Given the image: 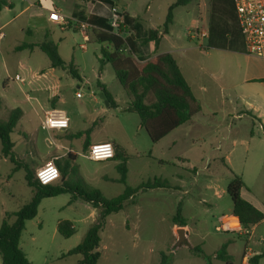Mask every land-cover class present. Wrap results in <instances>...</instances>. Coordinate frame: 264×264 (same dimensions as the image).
<instances>
[{
  "label": "rangeland",
  "instance_id": "obj_1",
  "mask_svg": "<svg viewBox=\"0 0 264 264\" xmlns=\"http://www.w3.org/2000/svg\"><path fill=\"white\" fill-rule=\"evenodd\" d=\"M6 1L13 2L14 9H5L3 5L0 7H3L0 11V35H5L4 40L0 39V99L3 103L0 118L6 120L15 108H20L24 113L11 135L17 157L35 170L45 159L44 164L54 162L53 153L78 152L75 164L79 174L108 199L122 194L126 185L136 188L154 178H163L173 187L181 186L182 190H189L185 195L173 189L140 192L124 210L111 215L101 233L102 257L99 264H158L162 253L175 259L176 264L189 261L191 264L198 261L208 264L191 248L200 246L206 254H214L224 243L229 244L231 253L236 256V264H240L239 255L243 251L245 238H239L238 234L230 231L238 227L232 221L233 203L227 187L232 181V173L240 177L243 174L246 186L264 199V142H260L258 149L252 148L247 155L245 140L248 139H244L243 143L238 139L232 146L235 138L230 134L229 139H225L227 134L219 132L214 126L222 115H212L218 108L220 92L213 77L203 70L201 77L209 81L212 104L205 105L201 112L203 115L199 114L200 121L196 120L190 130L183 126L174 132L171 136L174 143L164 140L155 145L147 132L137 127L138 115L123 112L127 97L115 78L112 66L101 62V49L108 47L97 41V33L89 32L84 36L74 26L62 30L57 25L37 18L33 11L19 14L22 5L28 6L30 2L37 3L38 0ZM108 1L116 6L128 4V17L133 22L135 14L144 18L152 13L154 20L145 23L149 28L150 25L164 23L168 7L176 0ZM143 1L151 4L152 12L148 15L143 11ZM50 2L69 18L77 13L81 4L79 0ZM187 10L190 12L186 13ZM174 15L172 36L165 40L162 50H177L174 56L188 81L197 90L200 68L216 71L220 65L215 60L216 55L223 52L212 48L202 51L197 41L187 37V29L197 19L192 6L177 8ZM27 30H31L33 35L28 34ZM47 30L52 40L58 43L59 54L67 64L73 65L79 78L67 69H57L55 76L47 73L49 59L41 50L31 56L28 54L30 50H13L14 46L22 43L39 42ZM129 30L135 34L132 26H129ZM123 35L129 38L127 34ZM82 44L86 45V50L81 49ZM123 55H131L127 45L124 46ZM17 59L22 62L15 63ZM49 79H53L54 83H50ZM99 81L117 97L119 107L106 106L100 97ZM77 94L80 96L77 97ZM27 97L31 99L28 101ZM57 100L58 107L71 119L70 128L61 133H48L41 128V108L53 109ZM243 123L249 125V129L252 127L248 117ZM237 127L239 129V123L230 131L236 133ZM89 129L93 142L116 139L125 144L129 156L127 184L119 182L118 161H91L85 156L88 151H85L86 136L69 138L71 133ZM58 145L63 147L58 149ZM220 145L222 149L218 148ZM1 149L0 141V154ZM14 168L15 165L9 159H0V228L6 213L18 211L33 196L32 188L25 179V171L21 169L14 172ZM70 201L71 194L46 198L40 204L38 215L26 223L21 244L32 264H75L81 259L79 255L62 259V254L83 241L101 209L82 200L72 204ZM179 208L187 220L183 229L173 221ZM64 220H70L76 228V233L70 238H64L57 230L59 222ZM181 230L184 232L183 241ZM212 264L225 263L213 260Z\"/></svg>",
  "mask_w": 264,
  "mask_h": 264
},
{
  "label": "trees",
  "instance_id": "obj_2",
  "mask_svg": "<svg viewBox=\"0 0 264 264\" xmlns=\"http://www.w3.org/2000/svg\"><path fill=\"white\" fill-rule=\"evenodd\" d=\"M100 1L109 2L108 0ZM190 1L177 0L169 7L164 24L146 32L127 16L125 22L128 29L129 26H132V29L135 30L136 36L139 38L137 40L122 37V34L128 31L124 24L120 26L116 34L106 20L92 19V22L96 23L95 25L100 23L101 25L98 26L106 31L97 33V41L100 44H106L108 47L101 49V62L112 66L116 80L129 99L126 111L138 115L140 119L139 129H144L147 132L153 144L158 143L172 131L189 122L201 112L202 105L194 95L172 54H160L141 61L140 57H137V49L140 45L146 46L152 43L155 51H157L174 21V10L187 5ZM5 4V0H0V7ZM210 5L207 48L232 49V41L241 37L233 0H210ZM125 45L129 46L131 55H123ZM35 47L40 48L48 57L51 67L67 69L74 77L79 78L73 65L67 64L59 54L58 43L49 39L47 35L40 43H24L16 50H32ZM98 88L108 100L109 107H116L114 96L100 81ZM2 104L0 99V108ZM22 114L20 108H15L10 111L6 120L0 118V141L2 144L0 159H9L15 165L14 172L21 169L25 171V179L28 186L32 188L33 196L18 211L5 214L0 228L1 264H32L20 246L26 223L38 215L42 200L63 194H71L70 204L82 200L94 208L101 209L99 217L87 231L83 241L64 257L80 255L81 259L76 264H99L101 233L106 226L108 217L124 210L138 193L159 188L170 189L172 188L170 183L163 178H154L136 188L126 185L122 194L108 199L100 190L90 186L79 174L78 166L75 164L78 155L75 152H69L65 157L54 160L64 180L43 185L35 177L36 170L32 169L28 163L20 160L14 151L15 143L11 135L14 133ZM84 135L86 136L85 151H87L91 142L90 129L78 132L69 138H82ZM112 144L115 149L113 160L119 162L117 165V170L120 173L119 182L127 184L129 156L124 149L115 143ZM232 175V181L227 187V193L233 203L232 221L245 229H250L264 221V211L243 196V191L246 188L244 180L235 173ZM173 221L179 228L186 227L187 221L181 214L180 208ZM58 232L64 238H70L76 233V228L71 221L64 220L59 222ZM191 251L204 258L208 264H212L213 260H220L225 264H235V258L229 254L227 244H223L213 255H207L200 246L192 247ZM263 256L264 253L252 258L251 263H255ZM172 262L173 260L169 255L162 253L158 264H172Z\"/></svg>",
  "mask_w": 264,
  "mask_h": 264
},
{
  "label": "crops",
  "instance_id": "obj_3",
  "mask_svg": "<svg viewBox=\"0 0 264 264\" xmlns=\"http://www.w3.org/2000/svg\"><path fill=\"white\" fill-rule=\"evenodd\" d=\"M92 1L93 0H79V2L81 3L79 5L80 8L77 11V13L75 12L72 15V18L85 21L91 25V28L88 31H86L85 33H83L84 36L85 35L87 36L89 32H93V34L99 33V32H106L104 28H101L100 26H98V25H101L100 23L95 25L96 23L94 24L92 22V19H100L101 18L103 20H106L107 24L112 27V24H111L112 21L115 18H120L123 21V24L126 25V27L128 29V25L125 22L126 17L129 16V12L127 10L128 4H123L122 6H116L115 3H112V2H111L112 4H109V3L102 2V1H97V2H94V1L92 2ZM206 1H208V2L205 3V0H191L187 5L181 6L183 8H189L190 6H192L193 11L196 14L197 19H196V21L193 22L192 27L187 29L186 34H187V37L191 41H197L198 43H199L198 38H196L194 35L190 36L189 31H194L196 29H198V30L199 29L200 30H203V29L209 30L211 5H210V0H206ZM175 2H177V0ZM142 3H143V11H144L145 15L150 14L152 12V7H151L150 2L143 1ZM174 3H172V4H174ZM3 7L5 9H9V10H10V8L14 9L13 8L14 4H13V2L6 1V4L3 5ZM21 7H22V10L19 14L26 13L27 11H33V14L37 18L43 19L44 21L51 23V24H54V25H57V24H55L49 20V18H48L49 12L51 10L55 9V10H58L62 14L61 9L58 8L56 5L52 4V2H50V0H38L37 3L30 2V4L28 6L22 5ZM169 7H168V9H169ZM2 8L0 9V11L2 10ZM189 12H190V10L186 11V13H189ZM141 17H142L141 15L135 14V16H133V19L135 20V24L140 25L144 32L150 30L151 28H158L159 26L164 24V23L158 24L157 26H151L150 25L148 28V27H146L147 26L146 24L151 23V21L154 20L152 18L153 14L151 13V15H149L147 17L143 16L144 18H141ZM174 19H175V15H174ZM165 20H166V17H165ZM142 21L144 22L143 24H142ZM172 25H173V23H172ZM172 25L170 26L169 33L164 36V38L161 42V45L157 51H155L152 43H149L146 46H142V45H140V42H138L140 47L137 49V57L139 56L141 61L148 60V59L152 58L153 56L160 55V54L170 53L173 56L175 55L174 52L177 50L174 48H168V49L162 50L165 40L168 37L172 36V29H171ZM58 27L60 29H62L60 26H58ZM1 28L2 27H0V30H1ZM62 30H64V29H62ZM27 33L30 35H33V32L31 30H27ZM123 34H127L128 37L130 39H133V40L139 39L136 36V33L135 34L132 33L131 30H129V29H128V31H126ZM123 34H122V37L125 39L126 37H124ZM46 35L48 36L49 39L52 40V38L49 34V31L47 30L43 34V38L39 42H35V43L42 42L45 39ZM240 35H241V33H240ZM3 37L1 38L2 40L5 39L4 34H3ZM232 43H233L232 49L212 48V49L218 50L220 52H223V53H218L216 55V58H215V60L218 61L220 65L216 68V71H210L209 68H202V67L200 68L199 79H198L199 82H198V84H196L197 90L194 88L193 84H191L188 81L187 77L183 73L181 65L179 63H178V65L180 66V69H181L184 77L186 78L187 82L189 83L190 87L192 88L194 95L200 101V103L202 105L201 112H203V108L205 107V105L209 106L212 104V101H211L212 98H211V95L209 94L210 91L208 88V86H209L208 82L209 81L207 82V81L203 80V78L201 77L203 70L206 71V73H208V75L210 77H213L214 81L217 82V85H218L219 90H220V92H219L220 95L218 94L219 103H218V108L215 109L214 112H212V115L219 117V114H221L222 118L218 122H215L214 126L218 129L219 132L224 131V133L227 134V136H225V139L228 140L230 134L235 138L232 141V146H235L238 139H241L242 143L244 142V139H248V140H245V143L247 144V155H248V152L252 148L258 149L260 147V142H262V141L264 142V59H260V58L251 56L246 52L242 35H241V37H239V39L233 40ZM22 44H24V43H22ZM21 45L14 46L13 50L15 52H25L27 50H30V52L28 53L29 56H31L35 51L40 50L38 47H35L32 50L31 49H25V50L17 51L16 48L21 46ZM203 45L205 47L208 46V39H206L204 41ZM207 49H209V48H207ZM201 50L206 51V49L203 50L202 48H201ZM16 62L20 63L22 61L17 59V60H15V63ZM56 70H57L56 68L51 67V64L49 61L47 73L55 76ZM49 81H50V83L51 82L54 83L53 79H49ZM102 84H104V83H102ZM111 94L114 96V94L112 92H111ZM114 99L116 101V107H119L117 104V97L114 96ZM126 102H127L126 106L122 110L125 113L132 114V113H129L126 111V109L128 107V102H129L128 97H127ZM49 108L50 107H42L41 108V110L43 112V117L42 118L40 117V123L42 122L43 118L45 117V113L53 111V110L63 111L67 115V117L69 118V122L71 123V119L68 116V114L64 110H61L58 107V100L53 104V109H49ZM201 112L196 114L186 124L180 126L179 128L175 129L174 131H172L170 134H168L166 137H164L158 143H155V145L159 144L160 142H163L164 140H170L174 143L175 141L173 139H171L172 134H174V132H176L178 129L182 128L183 126H187V128H189V130L191 128H193L194 127L193 123H195V121L200 118L199 114H202ZM23 115H24V113L22 114V117H23ZM247 117L251 120L252 127L250 129H249V125H245L243 123L244 119ZM198 121H200V120H198ZM139 123H140V119H139ZM139 123H138L137 127L139 126ZM236 123L237 124L239 123L240 127H239V129L237 127V130L235 133V131H230V130L234 127V125ZM224 126H225V128H223ZM69 128H70V124H69ZM69 128L67 130H69ZM67 130H64V131H67ZM47 132L50 133L53 131H47ZM56 132L61 133L63 131H56ZM224 133H222V134H224ZM71 135H74V134H72V133L69 134V136H71ZM261 136H262V138H261ZM90 141H91L90 146L95 144V143H99V142H110V143H115L121 149H124L126 151L125 144H123L122 142H120L116 139L100 140L98 142H93L92 140H90ZM61 146L62 145H58V149H60ZM70 146H72V144H70ZM218 148L222 149V145H220ZM69 152L73 153L74 151L71 150ZM68 153H66V154L65 153H62V154L53 153L54 155H53L52 159L54 161V160L63 158ZM75 153L78 155V152H75ZM139 154H140V152L138 153V155ZM254 156H256V155L254 154ZM45 160H43V161H45ZM43 161H42L41 165L38 166L35 170H37L38 168H40L41 166L44 165ZM179 177H182V176L179 175ZM242 177H244L243 174H242ZM127 178H128V174H127ZM60 181H62V178ZM245 185H246V183H245ZM171 187L172 188H170V189L182 191L183 195L189 193L188 189L182 190L181 186L173 187L171 185ZM159 189H161V188H159ZM154 190H158V189H154ZM243 196L247 200L251 201L259 209L264 211V199L260 198V196L258 194H256L254 191H251L247 186L243 191ZM109 217H108V219H109ZM108 219H107V222H108ZM106 225H107V223H106ZM235 226L238 227V229H236V230L233 229L230 231H233L234 234H238L239 238H245L243 251L239 255L240 264H264V256L262 258H260L259 260H257L255 263H251L252 258L259 256V255H262L264 253V229H263L264 221L260 222L259 224L255 225V226H252L250 229H245L241 225H238V224H235ZM57 230H58V226H57ZM227 231H229V230H226V232ZM185 235H186V233H185ZM224 244H227V243H224ZM227 245H228V252L230 254L231 253L230 246H229V244H227ZM20 246H21L22 250L26 253V251L22 247L21 243H20ZM100 247H101V245H100ZM72 249L73 248H69L68 250H66V252H64L62 254V259L66 258V257H64V255L67 254ZM26 255H27V257H29L27 253H26ZM207 255H213V254H207ZM230 255H232L234 258L236 257L232 253ZM68 257H70V256H68ZM101 257H102V253H101ZM29 260H30V258H29ZM198 260H199V257H198ZM188 263L191 264L190 261ZM188 263L186 262V264H188ZM195 263L196 264H203L200 261L194 262V264ZM0 264H1V258H0ZM172 264H176L175 259H173ZM235 264H236V262H235Z\"/></svg>",
  "mask_w": 264,
  "mask_h": 264
},
{
  "label": "built area",
  "instance_id": "obj_4",
  "mask_svg": "<svg viewBox=\"0 0 264 264\" xmlns=\"http://www.w3.org/2000/svg\"><path fill=\"white\" fill-rule=\"evenodd\" d=\"M233 4L237 18V24L243 38L246 52L251 56L264 59V0H233ZM48 18L51 22L57 24L62 29H65L68 26H74L82 33H85L91 28V25L89 23L75 18H68L55 9L49 12ZM111 24L114 31L118 32L120 26L123 25V21L120 18H115ZM189 35H194L196 38H198L199 45L203 50L207 49V47H205L203 43L206 39L209 38V30L196 29L194 31H189ZM2 37L3 34L0 35V39ZM81 49L86 50V45H81ZM17 79L21 81V78L18 77ZM77 96L79 97L80 94H78ZM30 99L31 98H28V100ZM69 124V118L63 111L53 110L45 113V117L41 122V128L45 131H64L69 128ZM108 144L112 145L114 155L109 158L103 159L93 158L92 150L94 146H102ZM98 155H103V151L101 150ZM85 156L91 161H109L114 159L115 149L113 144L110 142H99L91 145ZM53 166L59 170L56 164L52 161L45 163L43 166L36 170L35 177L41 184H54L61 180L62 177L60 170L58 178L52 180L47 184L42 183L41 180L37 178L38 170H43L45 168H50Z\"/></svg>",
  "mask_w": 264,
  "mask_h": 264
},
{
  "label": "clouds",
  "instance_id": "obj_5",
  "mask_svg": "<svg viewBox=\"0 0 264 264\" xmlns=\"http://www.w3.org/2000/svg\"><path fill=\"white\" fill-rule=\"evenodd\" d=\"M101 150L103 151V155H98V153H100ZM112 155H114V150L112 148V145L110 144L93 147L92 156L95 159L109 158ZM58 176H59V170L54 166L37 171V178L40 179L41 182L44 184L51 182L52 180L58 178Z\"/></svg>",
  "mask_w": 264,
  "mask_h": 264
},
{
  "label": "water",
  "instance_id": "obj_6",
  "mask_svg": "<svg viewBox=\"0 0 264 264\" xmlns=\"http://www.w3.org/2000/svg\"><path fill=\"white\" fill-rule=\"evenodd\" d=\"M100 97L105 101L106 106L109 107V102L108 100H106L105 96L102 93L100 94ZM62 180H64V178ZM183 236H184V232L181 230V240L182 241H183Z\"/></svg>",
  "mask_w": 264,
  "mask_h": 264
}]
</instances>
